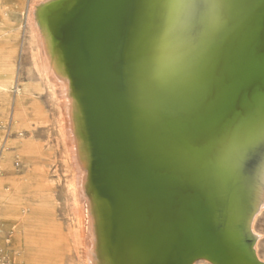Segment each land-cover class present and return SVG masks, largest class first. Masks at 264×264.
Here are the masks:
<instances>
[{"label": "water", "instance_id": "95a60500", "mask_svg": "<svg viewBox=\"0 0 264 264\" xmlns=\"http://www.w3.org/2000/svg\"><path fill=\"white\" fill-rule=\"evenodd\" d=\"M143 1L61 0L57 6V38L83 105L94 182L111 205L114 235L122 240L136 229L137 215H146L164 229L160 239L150 237L160 264L205 258L247 264L235 248L225 249L219 227L225 211L241 215L242 189L213 185L194 164L213 131L264 108V0H243L237 32L203 81L204 94L150 122L136 72ZM180 74L177 82L188 77Z\"/></svg>", "mask_w": 264, "mask_h": 264}, {"label": "bare ground", "instance_id": "6f19581e", "mask_svg": "<svg viewBox=\"0 0 264 264\" xmlns=\"http://www.w3.org/2000/svg\"><path fill=\"white\" fill-rule=\"evenodd\" d=\"M60 1L38 0L35 4L30 20V45L42 86L47 87L58 105L57 123L61 126L63 143L59 147L64 148L63 165L66 177L71 178L67 193L73 196V210L79 219L76 255L83 253V264H160V259L153 254L154 242L150 240V237L160 239L164 235V229L156 220L137 215L135 230L122 240L114 235L111 205L94 182L93 151L83 105L67 68L66 50L61 38H57ZM143 5L141 24L144 23V29L136 72L147 107L145 116L150 122L158 112L168 117L204 94L202 83L222 60L237 32L244 2L144 0ZM178 73L188 77L177 82ZM148 82L150 88H147ZM44 112L40 109L37 116H45L47 121ZM25 118L27 121L26 110L18 99L13 122L20 125ZM209 137L200 145L195 170L213 185L230 188L237 185L243 191L241 215L225 211L219 218L222 239L227 245L224 248L230 251L235 248L247 264L252 261L264 264L259 251L262 235L256 228V220L264 210V108L247 113L243 119L213 131ZM52 150L46 151L45 145L40 143L26 145V155L32 156L26 162V246L31 244L28 229L44 232L46 221L54 222L57 218L56 212L50 209L55 200V183L45 167L46 158L56 157L57 153ZM59 171L57 167L55 173ZM140 245L152 248L140 249ZM28 256L26 251V259ZM192 264L221 263L205 258Z\"/></svg>", "mask_w": 264, "mask_h": 264}, {"label": "rangeland", "instance_id": "374dc122", "mask_svg": "<svg viewBox=\"0 0 264 264\" xmlns=\"http://www.w3.org/2000/svg\"><path fill=\"white\" fill-rule=\"evenodd\" d=\"M37 2L0 0V264H83V253L78 256L75 250L80 237L79 219L73 210V196L67 193L71 178L66 177L64 148L59 147L63 143L57 123L58 105L42 86V77L33 64L30 20ZM18 99L26 110L27 121L25 118L15 125ZM40 109L45 110L48 122L45 116H37ZM35 143L57 153V158H46L45 164L55 183L50 209L57 218L46 221L44 232L28 229L31 244L26 246V162L32 157L26 155V145ZM56 166L59 174L55 173ZM256 228L262 235L259 251L264 258V210L256 220Z\"/></svg>", "mask_w": 264, "mask_h": 264}]
</instances>
